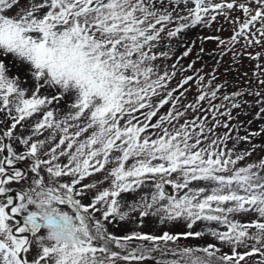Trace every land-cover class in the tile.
<instances>
[{"label": "snow or ice", "instance_id": "obj_1", "mask_svg": "<svg viewBox=\"0 0 264 264\" xmlns=\"http://www.w3.org/2000/svg\"><path fill=\"white\" fill-rule=\"evenodd\" d=\"M220 17L232 35L202 37L181 63L195 42L179 56L171 42ZM204 42L216 45L208 72L196 67ZM257 45L264 0H0V264H133L154 251L175 257L157 264H264V156L248 162L264 122L243 135L233 122L245 95L259 106L248 125L264 121V92L219 82L223 57L257 60ZM133 214L187 230H109Z\"/></svg>", "mask_w": 264, "mask_h": 264}, {"label": "rangeland", "instance_id": "obj_2", "mask_svg": "<svg viewBox=\"0 0 264 264\" xmlns=\"http://www.w3.org/2000/svg\"><path fill=\"white\" fill-rule=\"evenodd\" d=\"M218 2V0H217ZM232 16H242V14L238 11L233 12ZM260 25L257 24L256 27L258 28ZM233 25L229 24L224 21L223 17H220L216 23H214L211 27L206 26H198L193 27L191 30H188L186 33L182 34L181 37L176 38L171 42L172 48L175 51V56H179L183 50L184 45H193L194 43V51L193 54L185 58V60L181 61V63L186 64L191 60L196 58V54L199 52V48L201 47V38L206 35H220L222 38L227 39L232 35ZM222 28L223 30L217 32L216 29ZM255 30V29H253ZM245 42L241 40L239 43L235 45V51L241 52L244 49ZM203 47L205 48V54L203 55L202 59L197 61L196 67H201L202 65L205 66V72L210 71L213 67H216L215 60L213 59L211 53L216 49V45L214 43L204 42ZM248 52L255 55L256 53H261V56L257 60L250 59L248 56H240L238 63H233V58L231 53L223 57L222 63L219 68L220 80L219 82H223L224 80L228 81L227 91H243L247 92H254V91H262L264 92V86H261L258 81L264 79V72H261L259 68H257V64L264 66V47L260 45L249 47L246 49ZM216 59H220L219 56ZM175 62V57L173 60L168 61V63ZM225 69H230L227 75L224 74ZM191 74V73H189ZM246 74V75H245ZM191 99V96L189 97ZM244 99L247 100L249 103L243 107L242 110H235L233 112L234 116H237V120L233 121L234 123L242 122L243 127L240 129V134H245V130L249 127L251 129H257L260 123L264 121H256L251 126L248 125L247 121L251 120L255 113L259 110V106L254 105L255 97L251 95H245ZM63 107V105H61ZM222 132L223 129H220ZM253 143H261V138H255ZM231 147V144H229ZM247 147V145H239V148ZM264 156V152L257 151L253 154L248 162H252L257 160L259 157ZM16 186V185H15ZM170 187V186H169ZM171 188V187H170ZM172 190V188H171ZM148 189L145 188L143 192H147ZM141 192L140 194H143ZM172 195H176L175 192L172 190ZM125 199L131 203L132 197L126 196ZM143 219V225H140V220ZM246 219V218H244ZM215 226V225H212ZM204 229L203 224H197L194 227V230L201 231ZM110 231H113L116 235H126L132 231H138L143 233H149L154 235H160L164 231H170L172 233H177L181 231H186V227L183 221H175V222H168L166 224H161L159 221L158 216H149L145 218H140L138 214H133L131 219L120 222H114L110 228ZM206 242H212V238L210 236H205L203 238H180L176 242H169V247H176L179 245L180 247H197L203 246ZM139 243L138 241L134 242V245ZM148 243V242H145ZM224 251H228L227 248ZM152 258H149L142 262H133V264H157V260H171L175 257L171 252H168L164 255H161L159 251H154L151 254ZM124 264V262H121Z\"/></svg>", "mask_w": 264, "mask_h": 264}, {"label": "water", "instance_id": "obj_3", "mask_svg": "<svg viewBox=\"0 0 264 264\" xmlns=\"http://www.w3.org/2000/svg\"><path fill=\"white\" fill-rule=\"evenodd\" d=\"M165 188H166L167 192L170 194L171 193L170 189H168L166 186H165Z\"/></svg>", "mask_w": 264, "mask_h": 264}, {"label": "flooded vegetation", "instance_id": "obj_4", "mask_svg": "<svg viewBox=\"0 0 264 264\" xmlns=\"http://www.w3.org/2000/svg\"><path fill=\"white\" fill-rule=\"evenodd\" d=\"M17 186L13 185V189L15 190Z\"/></svg>", "mask_w": 264, "mask_h": 264}]
</instances>
